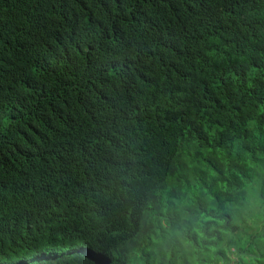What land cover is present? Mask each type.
<instances>
[{
	"label": "trees",
	"instance_id": "1",
	"mask_svg": "<svg viewBox=\"0 0 264 264\" xmlns=\"http://www.w3.org/2000/svg\"><path fill=\"white\" fill-rule=\"evenodd\" d=\"M0 264H264V0H0Z\"/></svg>",
	"mask_w": 264,
	"mask_h": 264
},
{
	"label": "rangeland",
	"instance_id": "2",
	"mask_svg": "<svg viewBox=\"0 0 264 264\" xmlns=\"http://www.w3.org/2000/svg\"><path fill=\"white\" fill-rule=\"evenodd\" d=\"M35 259H38V258H31L30 261H34Z\"/></svg>",
	"mask_w": 264,
	"mask_h": 264
}]
</instances>
